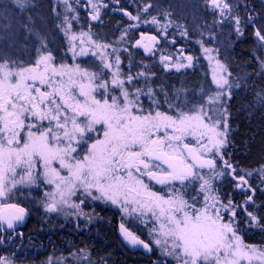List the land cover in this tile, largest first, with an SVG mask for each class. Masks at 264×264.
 <instances>
[{"label":"snow or ice","instance_id":"6c2138e0","mask_svg":"<svg viewBox=\"0 0 264 264\" xmlns=\"http://www.w3.org/2000/svg\"><path fill=\"white\" fill-rule=\"evenodd\" d=\"M62 2L66 14L57 27L73 63L57 59L46 36L31 26V17L21 24L33 49L29 58L0 51V225L14 229L23 222L28 210L16 202L17 193L37 188L44 190L41 204L47 213L67 208L75 210L68 215L88 216L81 209L87 202L115 206L122 214L123 239L154 254V264H264V244L247 243L240 229L243 219L249 228L264 230L261 205L256 203L257 190L264 194V164L241 168L226 151L234 146L233 89L242 87L230 79L228 67L216 60L214 87H201L191 96L178 89L172 96L164 93L161 102L153 89L138 86L141 76L147 85V65L135 76L130 70L124 72L118 47L99 43L90 33L74 32L75 17L67 13L75 9L70 0ZM14 3L20 11L29 6V0ZM88 3L92 20H100V7L108 5ZM202 3L219 23L228 21L238 36L252 27L257 46L264 49V20L251 13L241 17L242 5L232 0ZM156 8L153 0H139L135 13L114 7L129 21L121 41L138 27L130 21L158 24ZM159 15L168 18L172 13L165 10ZM85 43L101 50L91 51L98 64L78 59L90 52ZM158 44L156 36L141 34L133 46L154 54ZM211 51L204 48L210 61ZM256 59L258 74L264 77V57ZM193 60L191 55L180 61L160 56L165 68L177 71L193 67ZM142 97L150 103L146 105ZM246 110H264V89L253 92ZM254 173L259 189L249 179ZM224 185L242 195L243 202L223 195ZM129 223L146 231L147 239L130 230ZM81 253H71L76 264L88 259L84 250ZM66 260L49 258L47 264H66ZM0 264L12 262L0 257Z\"/></svg>","mask_w":264,"mask_h":264},{"label":"trees","instance_id":"16d2710c","mask_svg":"<svg viewBox=\"0 0 264 264\" xmlns=\"http://www.w3.org/2000/svg\"><path fill=\"white\" fill-rule=\"evenodd\" d=\"M243 2L244 5L249 7V11L253 16L258 17L260 15L257 0H243ZM105 4L108 7L102 11L100 21L96 25H90V29L97 40L108 43L115 36L118 27L127 23L122 16L115 14L112 10L115 4L114 0H105ZM46 7H48L47 3L35 0L29 2V6L20 11L17 10L14 0H0V13L6 14L7 17L5 23L1 21L3 29L0 33H3L1 37L4 38L5 42L3 46H0V51H7L9 55L21 58L22 55L20 54H12L18 51L19 46L25 47L22 36L25 35L26 37V31L21 27V24L27 23L28 17H31V26L37 30L36 20L39 18L43 22H49L45 12ZM121 7L130 10L123 0H120L119 8ZM245 11L241 17L245 15ZM79 20L82 24L87 22L81 11L79 12ZM252 32L251 29L245 30L244 36H241L232 45L230 51L231 64L229 71L232 73L231 77L234 82H239L242 87L233 90L235 95L230 107L234 129L232 134L234 146H230L226 151L231 153L232 162L244 169H255L264 164V110H254L251 113L246 110V101L252 99L253 92L264 89V77L258 74L259 66L254 56L256 42ZM134 39H136V35L131 33L129 42L131 43ZM122 61L125 65L128 63L130 66H135V64L141 67L147 65L149 75L154 73V79L151 83L154 91L160 89L170 95L171 90L177 92L180 89L186 90L187 95H189L199 87L208 86V80L204 74H201L202 78L196 71L163 74L162 70L152 64L151 59H144L140 53L134 52L132 49L129 50L128 55H124ZM180 94L182 97L183 91ZM160 96L157 95L158 98H161ZM222 193L225 196L233 195L237 203L243 202L244 197L237 191L233 192L229 185L222 186ZM17 203L28 210V218L26 225L21 229L24 254L22 261L14 260L16 262H35L46 256H67L84 250L89 259L97 264H154L153 254L147 256L143 252L134 251L125 243L117 230V219L114 211H101L100 222L91 226L87 231L75 232L72 227L64 226L54 227L53 230L47 232L45 228L39 227V222L36 220L37 215L32 213L27 202L20 200ZM256 203L261 205L259 215L264 217V194L259 190L256 192ZM240 229L247 243L264 244V230L261 228L247 229L243 219H241ZM133 231L141 239H145L142 234ZM19 242L21 243L20 240ZM52 245L55 246V251H50L49 247ZM0 254L9 255L11 253L0 250Z\"/></svg>","mask_w":264,"mask_h":264},{"label":"rangeland","instance_id":"374dc122","mask_svg":"<svg viewBox=\"0 0 264 264\" xmlns=\"http://www.w3.org/2000/svg\"><path fill=\"white\" fill-rule=\"evenodd\" d=\"M35 0H29V2H32ZM42 1L43 3H47L48 7H46V13L47 17L49 19V22H43L40 18L36 20L37 22V30L40 31L44 36H46L48 41L49 49L53 52V54L57 57V59L63 58L65 62L71 64L73 63V57L72 53L67 50L68 45L67 42L63 36V33L60 31V29L57 27L62 20L65 13V6L62 2V0H38ZM113 1V0H111ZM260 10V15L257 17L258 21L264 20V0H257ZM126 7H128L131 12L135 13L136 11V5L139 3V0H123ZM153 2L157 5V8L153 11L154 15L158 16L159 23L158 24H151V23H139L136 21H130V23H137L138 27L129 30L128 34L124 36V39L121 41V36L123 34V29L127 27L126 25H121L118 27L116 34L108 44L114 45L118 47L119 49V55L121 56V60L123 59L124 55H128L129 50L132 49L133 43L129 42V36L131 33H134L137 36L141 34H148V35H154L161 39L162 43L169 47L170 45L175 43L180 44L182 47L190 46L192 53L191 56L194 57L193 60V67H190L189 70H186V68H181L179 71H177L174 67H168L165 68L164 65L160 62L159 58H153L151 61L153 62L155 66L158 67V69L162 70L163 74H166L167 70L170 69L173 73L180 74L184 73L186 71H196V73L202 78L201 74L206 76V79L208 80V86L203 87L204 89L209 88L210 86H213L211 83V77H212V69L215 66L216 60H219L221 63H224L228 69L230 70V64H231V47L232 45L241 38V36H238L236 32L234 31L232 25L225 21L223 24L219 23V18L216 17L211 11H208L203 6L202 0H153ZM234 3H240L242 7L239 9V14H244L245 7H243L244 2L243 0H232ZM70 3L72 4L73 8L75 9V12H69L67 15L69 17H75V19L71 20V23L73 24V31L76 32L78 35L81 32L90 33L94 40L98 41L99 43H104L95 38V36L92 34L90 29L91 20L88 19L87 16H92L93 9L92 5L88 3V0H70ZM93 3H96L98 5L105 4V0H93ZM86 8L87 12L85 14L87 22L86 24L80 23L79 20V12L82 10V8ZM106 9L104 7H100V14L102 15V11ZM165 10H168L172 13V15L168 18H163L159 15V13L164 12ZM100 15V19H101ZM126 22L127 17L124 18ZM7 17L6 14L0 13V31L3 29L2 22H6ZM214 20L216 21L214 23ZM100 20H95V22H98ZM165 25H168L167 28H165ZM19 29V28H18ZM186 31V34H182ZM2 32V31H1ZM3 34V33H2ZM0 33V46H3L4 44V38L1 37L2 35ZM22 40L25 42V47L19 46L17 49L18 53H12L15 55H22L21 59L27 60L29 56L32 54L33 49L32 45L28 43V41L25 39V35L22 36ZM85 41H87V37H84ZM22 41V42H23ZM29 44V46H28ZM27 45V46H26ZM84 47L89 48L90 52L88 55L79 57V60H87L90 63H99L98 56L91 55V51H96L99 53L100 49H91V46L85 43ZM204 48L211 49L210 55L214 57L211 61L208 59V55L204 53ZM124 49H127L125 51ZM3 51V50H2ZM107 52H112V48H108L106 50ZM168 55L175 57L176 61L183 60L180 58L179 54L177 53H169ZM254 56L255 58L257 56L264 57V49H260L257 44L255 43L254 48ZM257 60V59H256ZM186 62V61H185ZM258 63V61H257ZM144 66H139L138 64L134 65H125V63L121 64V68L124 72L131 71L132 75H136L138 72L144 70ZM259 66V63H258ZM148 68V67H147ZM259 72H260V66H259ZM154 79L153 75L148 76L147 85H145V77L141 76L139 77V87L145 88H151L152 80ZM230 79L234 82L233 78L230 77ZM160 80V79H159ZM214 87V86H213ZM201 89L199 87L194 92H198ZM235 89V88H234ZM233 89V90H234ZM169 96H172L176 94V91L171 90ZM157 95H161V98H158L163 102L165 99L164 92L158 89L157 91H154ZM194 92L190 93L191 96ZM181 95V94H180ZM183 95H185V92L183 91ZM182 95V97H183ZM145 104H149L150 101L147 97H142ZM163 109L167 110V105H163ZM227 150V149H226ZM251 183L259 189L260 187V180L258 178V174L254 173L252 177L249 178ZM43 189H23L21 192L17 193L16 196V202L23 200L27 202L31 208L32 213H34L36 216V220L39 222V227L45 228V231H51L54 227H72L75 232H81V231H87L91 226H94L100 222L99 216L101 211L103 210H110L115 212V216L117 219V230H119V226L122 220V214L120 213L119 209L115 206H112L110 203H104L100 201L96 202H87L85 205H81V209L83 213H87L88 216L85 215H77L72 214L68 215L67 213H75L74 209H64V211L60 213H47L44 211L43 206L41 204V200L43 199ZM232 191H236L233 190ZM75 199V198H73ZM244 199V198H243ZM78 202V201H77ZM130 230H135L139 234H142L145 240L147 239V232L143 231L141 227L134 223L128 224ZM247 229H257V227H251L249 228L245 224ZM58 229V228H57ZM122 237V236H121ZM123 239V238H122ZM85 252V251H84ZM77 256L82 255L81 251L76 252ZM154 255V254H153ZM0 257H6L8 258L12 264H47L49 258L57 259L65 257L67 258L66 264H76L75 258L71 256V254L67 256L62 255H56V256H46L40 260H37L35 262H16L12 259L11 254H0ZM156 256L154 255L155 261ZM79 264H97L89 259L87 260H81Z\"/></svg>","mask_w":264,"mask_h":264},{"label":"flooded vegetation","instance_id":"af4514ba","mask_svg":"<svg viewBox=\"0 0 264 264\" xmlns=\"http://www.w3.org/2000/svg\"><path fill=\"white\" fill-rule=\"evenodd\" d=\"M113 6L115 8H119V4L118 5L114 4ZM249 10L250 9L247 6L246 11H245V15H243L244 18H246L247 13H250ZM86 12H87L86 8L83 7L81 10V13H83L85 15ZM114 13L122 16L123 18H126L125 16H123V14L120 11H114ZM96 24H97V22L95 24L91 23L90 25H96ZM250 29L253 31L252 27H250V26L246 27L245 30H250ZM143 35H148V34H143ZM139 36H141V35H139ZM139 36H137L136 39H134V41L131 42V43H133V45H134L135 41L139 39ZM132 50L134 52L140 53L144 59H152L153 57L159 58L161 55H168L169 53H177V54H179L180 58L183 59V57L193 54L190 46L182 47V46H180V44L174 42V44L167 47L164 44V42L162 43L161 39H159V44L155 48V53L151 54L150 56H148L144 52L140 51L139 49H137V50L134 49V46H132ZM186 70H189V68H186ZM166 72H167L166 74H176V73H173L170 69H168ZM22 236H23L22 231L19 228L13 229L11 233H7L4 230H0V240H3V243H0V250L10 252L13 260L22 261V256L24 254L23 253L24 249L22 248V246H23ZM19 240L21 241V243L19 242ZM49 248H50V251H55L54 245L50 246Z\"/></svg>","mask_w":264,"mask_h":264},{"label":"water","instance_id":"95a60500","mask_svg":"<svg viewBox=\"0 0 264 264\" xmlns=\"http://www.w3.org/2000/svg\"><path fill=\"white\" fill-rule=\"evenodd\" d=\"M92 16H88V19H90L91 20V23L92 24H95L96 22H95V20H92V18H91ZM145 37H150V36H154V35H144ZM141 38V36H139V39ZM138 39V40H139ZM158 39V38H157ZM159 40V39H158ZM146 42H148V43H150L149 41H146ZM158 45H155V48L157 47ZM134 49H139L140 51H142V52H144L143 51V49L142 48H136V47H134ZM148 56H150L151 54H147ZM27 218H28V216L26 215V218H25V220L23 221V222H19V223H17V224H15V226H14V229H17V228H19V229H22L25 225H26V223H27ZM0 230H4L5 232H7V233H11L12 232V230L13 229H7V226L6 225H0ZM20 235V234H19ZM120 235H121V233H120ZM122 236V235H121ZM123 238V237H122ZM124 240V239H123ZM125 241V240H124ZM125 243L132 249V250H134V251H139V252H143L145 255H151L152 253H148L145 249H143L141 246H135V247H133L132 245H130V244H128L126 241H125Z\"/></svg>","mask_w":264,"mask_h":264}]
</instances>
